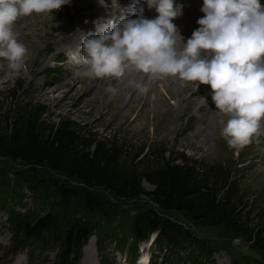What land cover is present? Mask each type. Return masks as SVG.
<instances>
[{
	"label": "rangeland",
	"instance_id": "374dc122",
	"mask_svg": "<svg viewBox=\"0 0 264 264\" xmlns=\"http://www.w3.org/2000/svg\"><path fill=\"white\" fill-rule=\"evenodd\" d=\"M82 2L83 0H70V3L62 6L60 10L50 13L33 12L30 16L19 17L14 23L13 31L17 34L18 41L25 45L27 54L19 71L0 77V119L4 120L8 113L17 112L28 102L42 104L46 106L47 112L44 116L49 123L61 119L73 121L82 130L85 138L97 136L108 142L123 144L131 155L144 150L142 156L146 152H153L156 154V161L161 162L163 159H176L179 163L183 160H195L205 166L222 164L227 168L231 182L243 192L245 211L251 213L254 221L264 224V121L258 142L254 139L242 149H233L222 135L228 116L215 108L209 85L200 89L201 84L198 85V82L183 80L182 85L187 89L184 95L179 97L175 95L176 90L172 89L176 86L175 77L170 85L165 76H159L154 89L167 98L170 105H175L179 99L182 100V111L175 114L173 126L158 133L151 125H127L122 114L133 101L129 95H125L118 103L117 92L109 91L115 89L121 81L120 78H116L117 84H114L108 77L103 80L78 76V66L69 59L68 50H59L54 36L47 34L43 25V21L48 19L55 32L60 33L61 27H66V24L75 22L81 16L89 19L90 17L79 9ZM140 3L142 8L137 9L134 15H129L130 13L122 8L120 12L107 15L106 18L94 17L92 24L96 27L98 22L106 21L111 16L118 20L121 14L135 18L141 10L149 19L158 15L156 11L148 14L143 1ZM174 3L183 5L182 15L173 20L178 27H181L180 24L186 27L184 22L179 21L182 17L192 21L204 16L201 11L203 5L197 0H174ZM260 3L264 5V0H260ZM102 9L104 8L98 2L95 5L96 12L103 13ZM51 27L48 25L47 28ZM51 29L48 30L53 32ZM95 30L96 28L91 32ZM85 35L84 31L79 34L75 48L78 54ZM191 100L199 102L198 105L184 112ZM102 102L109 105V111L99 110ZM114 106L118 107L115 109ZM144 121L145 118L139 122ZM199 132H204V135L191 138ZM188 138L200 147L191 146ZM0 183L3 186L0 188V264H54L60 252L57 244L42 250H34V246L24 249L19 247L17 235L13 233L9 222V211L15 208L43 213L45 206L41 204L51 201L55 184L71 188L79 196L85 195L87 191L100 195L106 204L105 212L111 218L118 214L134 213L138 208L154 207L164 218L178 226L177 237L180 245L169 247L168 250L166 247L160 249V245L155 241L157 232H154L150 239L139 244L136 255L135 244L131 238L124 239L123 244H116L113 236L104 235L102 239L93 234L83 246L79 258H74L73 264H264V253L258 250L257 245L243 236H237L241 230L197 220L195 214L188 212L163 211L151 199V195L144 194L139 198L117 201L108 190H90L76 178L50 171L45 166H28L19 159L12 161L3 157L0 158ZM143 185L148 191L154 189V185L146 180ZM5 186L11 190L8 194L5 192ZM61 212L66 215L65 220L71 218L73 213L71 209L66 208H62ZM100 244L105 246L103 251L99 248ZM148 256L152 262L146 263ZM156 257H161L160 262L156 263Z\"/></svg>",
	"mask_w": 264,
	"mask_h": 264
},
{
	"label": "trees",
	"instance_id": "16d2710c",
	"mask_svg": "<svg viewBox=\"0 0 264 264\" xmlns=\"http://www.w3.org/2000/svg\"><path fill=\"white\" fill-rule=\"evenodd\" d=\"M46 112V106L28 102L0 119V158L45 166L76 178L90 190H108L117 201L151 195L163 211L188 212L197 220L241 230L237 236L245 237L264 253V224L254 221L245 211L243 192L231 182L222 164L205 166L195 160L179 163L176 159L161 162L156 161L153 152L142 156L144 150L131 155L123 144L97 136L85 138L73 121L49 123ZM145 180L154 185L152 191L144 187ZM4 188L7 194L11 191ZM53 193L51 201L41 204L45 206L43 213L13 208L9 222L21 249L34 246V250H42L57 244L60 252L54 264H73L93 234L102 239L104 235L113 236L116 244L131 238L135 255L139 244L154 232L160 249L168 250L181 243L178 226L154 207L111 218L105 212L104 199L92 191L79 196L73 189L55 184ZM62 208L71 209V218L65 220ZM103 246H99L102 251ZM160 258L156 257V263Z\"/></svg>",
	"mask_w": 264,
	"mask_h": 264
},
{
	"label": "clouds",
	"instance_id": "9594fccd",
	"mask_svg": "<svg viewBox=\"0 0 264 264\" xmlns=\"http://www.w3.org/2000/svg\"><path fill=\"white\" fill-rule=\"evenodd\" d=\"M98 2L107 7L105 0ZM70 0H0V58L19 71L27 49L13 31L19 17L60 10ZM158 15L135 18L123 14L96 24L82 38L80 53L69 59L86 78H121L128 72L149 79L178 76L209 85L215 108L228 116L222 135L242 149L262 134L264 121V5L260 0H203L204 16L184 42L173 20L183 5L174 0H146ZM113 9L119 8L112 0ZM182 42V46H181ZM129 84L147 92L141 82ZM115 92V89H109Z\"/></svg>",
	"mask_w": 264,
	"mask_h": 264
},
{
	"label": "bare ground",
	"instance_id": "6f19581e",
	"mask_svg": "<svg viewBox=\"0 0 264 264\" xmlns=\"http://www.w3.org/2000/svg\"><path fill=\"white\" fill-rule=\"evenodd\" d=\"M142 1L145 5V11H148V14H151L155 11L154 8H152V9L148 8L147 3L145 2L146 0H117V3L119 5V8H117V9H113L112 0H107V1H105V3L107 4V7L102 6L104 8V9H102L103 13L99 12V14H98L95 10V5L98 3V0H83V2H82L83 4L80 6L79 9L83 10L85 12V14L90 17L89 19L86 18V16L85 17L81 16L80 18H77V20L75 22L69 23L68 25L66 24V27H61L62 31L60 33L55 32V30L52 28L53 27L52 24L51 23L49 24L48 19L46 21H43V25H45V29H47L46 33L47 34L49 33V35L54 36V38H53L54 42L57 45V47H59V50H68L69 54L71 55V53L76 52L75 48H76V45L78 43L80 32L84 31L87 34L88 32H91L92 30L94 31V28H96L92 24L94 17H95L94 19H96L97 17L106 18L107 15L110 16L112 14L120 12L122 10V8H123V10L124 9L127 10L128 13H130L129 15H134V13L137 9L142 8V3H140ZM197 1L202 3V5H203L202 0H197ZM123 6H125V7H123ZM197 14L198 13H196V15ZM154 16H152V17H154ZM133 18H134V16H133ZM182 18L179 19V21L184 22L186 27H182V24H180L181 27L177 26V29H178L179 34L184 38V42H186L187 39L191 37L192 32L195 29H197L199 27V25L197 23L198 19L192 20V21L191 20L187 21V19H182ZM73 19H75V18H73ZM48 25H50V27L52 26L51 27L52 29L47 28ZM48 29H51L53 32H50V30H48ZM181 46H182V42H181ZM12 72H14V71H12L11 69L8 68L7 62L4 61L2 58H0V77L11 74ZM13 75H15V74H13ZM174 77L176 79V86H175V89L172 87L171 88L174 91L176 90V92H177L175 94L176 96L182 97L184 95L183 93L187 89L186 87H184L182 85L183 80H181L178 76H173V77L169 76V78H168V76H165V78L167 79L166 82L171 85ZM158 79H159V77L149 79V78H147V76L145 74L137 73L134 71L128 72L123 77H121L120 78L121 81L118 84L115 82L116 81L115 77L109 78L110 81H112V82L114 81L113 83L117 84V86H115V91L117 92L118 97L120 98V99L119 98L116 99V101L118 103L122 100V97H124L125 95H129L128 97H130L131 100L133 101L132 104L128 107V109L122 114V117L124 118V122L127 125L145 126V127H147L148 125L149 126L151 125L154 127L155 131L158 133L161 132L162 129H164V128L170 129L173 126V122L175 121V114L180 113L182 111V104H181L182 100L179 99L175 105H170L168 103L169 100L167 98H164L162 95H160L157 92L156 89H154V87L157 84ZM130 80H134L136 82H141V83L145 84V86L148 89L147 92L142 93L137 88L130 85L129 84ZM157 87H158V85H157ZM200 87L201 88L203 87L205 89L208 87V85L201 84V86H199V88ZM205 91H207V90H205ZM201 92H203V91H201ZM199 93H200V91H199ZM197 96H199V95H197ZM171 97H172V95H171ZM187 99L189 100V97ZM199 100H200V98H199ZM105 102H107V101H105ZM198 103L194 102V100H191L190 104L187 103L189 106L187 108H185L184 112L189 111L190 109L196 107L198 105ZM107 106H109V105L102 102L100 104L99 110H101V112H104V110L108 109ZM117 107L118 106H114L115 109ZM108 111H109V109H108ZM133 115H135V116L133 117ZM214 115H215V113L213 114V116ZM160 117L162 119H160ZM143 118H145V121L140 123L139 121H141ZM201 134L204 135V132L196 133V134L192 135L191 138H193L197 135H201ZM191 138H188L190 141V145L193 147L199 148L200 145L196 146V144L192 141ZM143 262H144V260H143Z\"/></svg>",
	"mask_w": 264,
	"mask_h": 264
}]
</instances>
